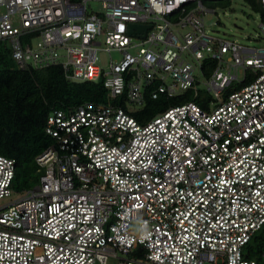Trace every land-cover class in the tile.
Returning <instances> with one entry per match:
<instances>
[{"label": "built area", "instance_id": "1", "mask_svg": "<svg viewBox=\"0 0 264 264\" xmlns=\"http://www.w3.org/2000/svg\"><path fill=\"white\" fill-rule=\"evenodd\" d=\"M215 1L0 0V42L18 69L60 66L106 90L104 104L48 117L42 175L0 209V264H257L244 249L264 227V46L207 34ZM112 51L118 60L101 61ZM195 72L203 106L143 124L127 109L198 99ZM14 172L0 155V199Z\"/></svg>", "mask_w": 264, "mask_h": 264}, {"label": "trees", "instance_id": "2", "mask_svg": "<svg viewBox=\"0 0 264 264\" xmlns=\"http://www.w3.org/2000/svg\"><path fill=\"white\" fill-rule=\"evenodd\" d=\"M229 1L215 2L224 7ZM246 1L253 10L260 13L264 24V12L256 0ZM244 85L246 83L237 85L232 90ZM188 101H196L203 106V103L191 97L190 92H186L173 98L161 96L156 101H150L134 116L143 124L164 109ZM85 103H106V90L102 84L70 81L65 78L60 66L20 70L11 58L7 43L0 42V155L14 160L12 187L14 184L18 190L26 191L42 175L35 158L52 142L44 132L52 112L66 113ZM251 242L255 243L260 252L264 245V227L253 236ZM247 259L260 264L259 258H252L250 253Z\"/></svg>", "mask_w": 264, "mask_h": 264}, {"label": "rangeland", "instance_id": "3", "mask_svg": "<svg viewBox=\"0 0 264 264\" xmlns=\"http://www.w3.org/2000/svg\"><path fill=\"white\" fill-rule=\"evenodd\" d=\"M90 6L94 9L97 8L95 3H91ZM208 6L213 10V13H207L203 18V26L207 34L220 40L236 41L244 46H264V40L260 37L261 33L259 28L262 18L259 12L252 9L248 1L230 0L228 5L224 7L219 5L217 2H211L208 4ZM109 57H111L113 60H118L120 58L119 54L114 51H112L109 55L105 53L99 54L101 61H107ZM194 75L197 79V90L199 93V98L195 100H198L201 103L207 102L209 97L206 94L204 78L200 77L197 72H195ZM240 77L241 73L238 72V78ZM230 88H234V83L233 87L231 86ZM186 92H190L192 97V90H188ZM126 107L128 110L134 111L132 112L133 114L136 111L143 110L144 108L131 104L126 105ZM39 170L42 173V169ZM34 183L35 182L31 184L32 187L36 185V183ZM23 192L24 189L23 191H20L15 188L13 184L11 195L8 198L0 199V209L12 201L18 199ZM247 249L249 250L250 256L256 260L259 258L260 264H262L260 252L259 250L257 251L255 243L250 242L244 250ZM117 263L118 259L112 257L108 258L106 261V264Z\"/></svg>", "mask_w": 264, "mask_h": 264}, {"label": "water", "instance_id": "4", "mask_svg": "<svg viewBox=\"0 0 264 264\" xmlns=\"http://www.w3.org/2000/svg\"><path fill=\"white\" fill-rule=\"evenodd\" d=\"M130 31L134 34H139L141 36H143V34L145 33V31L148 29V26H144V25H130L129 26Z\"/></svg>", "mask_w": 264, "mask_h": 264}]
</instances>
